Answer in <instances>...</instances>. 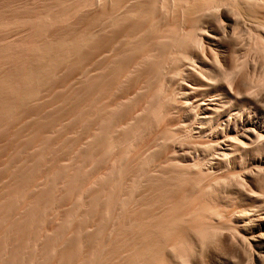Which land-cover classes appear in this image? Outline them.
I'll return each instance as SVG.
<instances>
[{"label":"rangeland","instance_id":"374dc122","mask_svg":"<svg viewBox=\"0 0 264 264\" xmlns=\"http://www.w3.org/2000/svg\"><path fill=\"white\" fill-rule=\"evenodd\" d=\"M99 1L0 0V264H254L227 230L238 212H255L242 191L244 170L221 157L192 106L226 86L230 115L264 111L255 28L264 24V0H222L232 25H210L216 40L199 56L189 50L197 33L182 42L176 32L189 20L197 25L199 13L189 10L202 0H190L189 10L183 0ZM150 5L164 35L148 29ZM200 58L207 66L198 67ZM185 82L198 88L184 100L189 112ZM250 150L264 154L263 142ZM250 167L264 189V172ZM228 189L237 193L233 207L216 197ZM211 192L220 207L207 219L188 200ZM166 213L176 225L162 222Z\"/></svg>","mask_w":264,"mask_h":264},{"label":"bare ground","instance_id":"6f19581e","mask_svg":"<svg viewBox=\"0 0 264 264\" xmlns=\"http://www.w3.org/2000/svg\"><path fill=\"white\" fill-rule=\"evenodd\" d=\"M99 1V0H98ZM104 1H106V0H104ZM108 1V0H107ZM155 1V0H154ZM182 1V0H181ZM189 1L190 0H183V10H186V9H188V7H189V9H190V3H189ZM224 1V0H223ZM100 2V1H99ZM110 2V1H109ZM156 2V1H155ZM155 2H154V4H155ZM190 2H193L192 0L190 1ZM111 3V2H110ZM157 3H158V1H157ZM197 3V2H196ZM199 3L200 4H196V6L194 5V7L192 6L191 7V10H189V11H185V13L186 12H189V14H191V12H193L194 14H192V16H196V14L197 13H199L198 15H200V18H198L197 16V18L199 19V21L196 19V17L194 16V18L196 19L195 21H197V25H195L194 23H193V21H191L192 23H193V25H192V23H190V20H189V23H187V24H185V22L183 23V25L185 24V26L183 27V28H180L179 29V31L177 30V32H178V34H177V32H176V35L178 36V38L179 39H182V42L183 41H185V39H187V37H188V34H191V33H193L194 34V32L195 33H197V34H194L193 35V37L195 38V40L197 39V41H199V43H197L196 42V44L195 45H199V46H197L196 48H193L195 45H191V47H192V49H189L188 47V49L190 50V51H192L193 52V55H196V56H199V55H202V52H203V50L205 49V46L203 45V44H209V42L210 41H214L215 42V40H216V37L215 36H213V35H211V34H209V32H208V29H209V27H210V25H212L213 23H220V22H222V26H221V28H223V29H228V28H230V26L232 25V23L231 22H233L232 20H231V18L229 17V15L228 14H230L228 11V9H230V7L227 9L226 7L228 6H226V7H223V3H222V0L220 1V0H202V1H199ZM101 4V3H100ZM105 4V3H104ZM108 4V3H107ZM154 4H153V7L155 8V6H156V8H158V5H155L154 6ZM189 5V6H188ZM103 6V5H102ZM109 6V5H108ZM152 5H150L149 6V8L151 7ZM160 6V5H159ZM188 6V7H187ZM107 7V6H106ZM166 6H164V8H165ZM181 7H182V5H181ZM180 7V8H181ZM105 8V7H104ZM154 8H150L149 9V11H150V13H149V11H148V9H147V11H148V13L149 14H151V18L150 17H148V21L147 22H149L150 24H148V26H150L151 28H149L148 27V29H152L153 31H155V33L156 32H160V33H162L161 31H163L164 29L163 28H165V26L163 25V23L164 22H160V23H157V25L158 24H160V25H162V27L160 28L159 27V25L157 26L155 23H154V21L155 22H157L156 21V18H158V20L160 21V19H159V16L160 17H162L161 16V14L160 13H157L158 11L156 10V9H154ZM167 8V7H166ZM255 8V7H254ZM162 9H163V7H162ZM168 9V8H167ZM108 10V9H107ZM106 10V11H107ZM159 10V9H158ZM232 10V9H231ZM166 11V10H165ZM181 11H182V9H181ZM102 12V11H101ZM183 12V11H182ZM105 14H106V12H105ZM158 14H160V15H158ZM188 14V15H189ZM260 14V13H259ZM258 14V15H259ZM262 14V13H261ZM133 15V14H132ZM158 17H157V16ZM149 16V15H148ZM184 17H185V15H184ZM149 18L151 19V21H149ZM189 18H191V17H189ZM193 18V17H192ZM191 18V19H192ZM193 18V19H194ZM201 20V21H200ZM184 21V20H183ZM154 23V24H153ZM162 23V24H161ZM167 23V22H166ZM178 23V22H177ZM180 23V22H179ZM260 23V22H259ZM168 24V23H167ZM167 24H166V26H167ZM231 24V25H230ZM255 24V23H254ZM258 24V23H257ZM255 25V26H258V27H255V28H260V30H259V37H260V42H261V45L264 47V24L263 23H260L259 25ZM177 25V24H176ZM175 25V26H176ZM130 26V25H129ZM172 26V25H171ZM180 26H181V24H180ZM168 27V26H167ZM178 27V26H177ZM174 29H175V27H174ZM192 29V30H191ZM197 31H195V30ZM150 31V30H149ZM148 31V32H149ZM153 31H151V33L153 34ZM192 31V32H191ZM194 31V32H193ZM164 32V31H163ZM130 33V32H129ZM157 35H159V33H157ZM157 35H154L153 36V38H155V36L156 37H158ZM161 35H164L163 33L162 34H160V36ZM129 36H130V34H129ZM176 36V37H177ZM190 36H191V39L193 40L194 38L192 37V35H189V38H190ZM176 37H175V40H177L176 42H178V45H179V43H181L180 42V40H178V39H176ZM152 38V39H153ZM150 40L149 39V41H148V43H150V41H153V40ZM159 39V38H158ZM190 39V40H191ZM189 41V40H188ZM144 42V41H143ZM142 42V43H143ZM190 42V41H189ZM188 42V43H189ZM193 42H194V40H193ZM185 43V42H184ZM182 45H183V43H182ZM181 45V46H182ZM185 45V44H184ZM201 45H203V46H201ZM143 46V45H142ZM188 46H190V45H188ZM182 47H185V46H182ZM186 48V52L187 53H189V51H187L188 49ZM147 49V48H146ZM146 49H145V51H146ZM180 49H181V47H180ZM181 50H183V49H181ZM115 53V52H114ZM72 54V53H71ZM191 54V53H190ZM141 56V55H140ZM135 64V63H134ZM199 65L200 66H202V67H205V66H207V63H206V61L203 59V58H200L199 59V62H198V67H199ZM180 66H181V64H180ZM184 67V66H183ZM185 67H186V65H185ZM186 69V70H185ZM184 70H185V72H186V74H188L190 77H191V79L193 78V77H195L196 76V73L193 71V70H191L190 68H185ZM202 69V68H201ZM178 75V74H177ZM200 78V77H199ZM203 80V82H205V83H208L205 79H201L200 81H202ZM188 81V80H187ZM191 81V80H190ZM190 81H189V83H190ZM193 82V81H192ZM192 82H191V84H187L186 82L185 83H183L182 84V87H181V89L183 90V92L181 93L182 94V99H183V101L184 100H188V94H191V93H193V91H195L196 89H198L197 87H196V89L193 87V85H192ZM199 83V82H198ZM200 84V83H199ZM199 84H196L197 86L199 85ZM203 84V83H202ZM195 85V84H194ZM202 86V85H201ZM219 91H220V94H216V95H214V96H212V97H206V95H204V94H202V98H200L199 97V103H197V104H195V105H193L192 106V104L190 103L189 104V102L187 103V102H183L182 101V105H184V107L182 106V108H185V110L186 111H188L189 112V110H191V108H190V106L189 105H191L193 108H195V109H197L196 110V112L195 113H193L192 115H193V119H194V121L195 122H197L196 124L199 126H202V125H205V126H207V130H208V135H209V137L211 138V139H213V141L214 142H216L215 144H217V146H214V148L215 147H217V149L219 150L218 152H220V155H221V157H223V158H228L229 160H231V162H232V166L233 167H236L238 170H246V168H247V166H249L250 167V165L251 166H253V167H256V171H262V172H264V154H257V153H255V151L253 152V150H250V148H251V146H253V144L256 142V141H262L263 142V144H264V111L263 110H261L260 108H258V107H253V111H244V110H240V112L237 114V115H230V110H231V108H230V105H229V102H228V100H230V98L233 96V92H232V90L229 88V87H226V86H222V89H219ZM180 94V95H181ZM196 97V96H195ZM204 97H206V98H204ZM197 99V98H196ZM196 99H194L193 98V101H195ZM178 101H180V100H178ZM192 101V100H191ZM192 101V102H193ZM179 103V102H178ZM195 103V102H194ZM225 104H227V105H225ZM180 106H181V104H180ZM193 121V122H194ZM207 121V122H206ZM194 122V123H195ZM195 125V124H194ZM212 141V140H211ZM214 144V145H215ZM215 151H217V150H215ZM252 152H253V154H252ZM217 153V152H216ZM218 154V153H217ZM178 159V158H177ZM215 160H216V163H220L222 160L221 159H219V158H214ZM242 159H244V161H242ZM209 161H211V159L209 160ZM176 164H178V162L176 163ZM196 163L195 162H193L192 164H190V166L189 167H191V170L192 169H194L195 170V168H196V170L199 168V166H198V168L196 167L197 165H195ZM251 168V167H250ZM249 168V169H250ZM248 169V168H247ZM248 169V170H249ZM253 169V168H252ZM198 170H200V168L198 169ZM251 170V169H250ZM250 170L249 171H246V172H244L243 171V175H244V177L243 178H245L244 179V181H245V186H246V191H244L243 189H242V191H243V194H244V197L247 199V201L249 202V204H248V210H250V211H255V212H253L252 214H248V217H246V218H244V214L243 213H240V212H238V214L234 217V216H232V218L231 219H228L227 220V230L228 231H230L231 233H235L234 235H235V237L237 238V240H238V242L241 244V245H243V246H247L246 247V251H250V252H248V253H246V254H250V259H252V261L254 262V264H264V189H262L261 187H260V185H259V183H258V181H257V178L254 176V174L253 173H251L250 172ZM195 173V172H194ZM178 174V173H177ZM192 174H193V172H192ZM187 179H185L184 181H186ZM190 180V179H189ZM193 180H195V179H193ZM192 180V181H193ZM188 181V180H187ZM181 182V181H180ZM178 183V182H177ZM194 183V182H193ZM192 183V184H193ZM162 185H163V182L161 183ZM170 184V183H169ZM187 184V183H186ZM190 184V183H189ZM191 184V185H192ZM195 184V183H194ZM160 185V184H159ZM161 185V186H162ZM174 185V184H173ZM199 185V184H198ZM176 186V185H175ZM194 186H197V185H194ZM178 187H179V185H178ZM178 187H176V188H178ZM184 187V186H183ZM182 187V188H183ZM210 187V186H209ZM208 187V188H209ZM165 188V187H164ZM162 189V188H161ZM172 189V188H171ZM175 189V188H174ZM178 189H180V188H178ZM190 189H192V186H191V188ZM194 189V188H193ZM215 189V188H214ZM213 189V190H214ZM169 189H167V191H168ZM176 190V189H175ZM186 190V189H185ZM209 190H210V188H209ZM166 191V192H167ZM174 191V190H173ZM184 191V190H183ZM187 191H189V190H187ZM239 191V190H238ZM163 192V191H162ZM165 192V193H166ZM181 192V191H180ZM195 192V191H194ZM219 192V191H218ZM168 193V192H167ZM167 193L165 194V195H167ZM170 193H172V191L170 192ZM183 193V192H182ZM198 191L196 192V195H197V197H198ZM212 193V197L209 199V197L208 198H203L202 200H199V202H198V200L197 199H199V198H202V196L200 195V193H199V195H200V197L199 198H197L196 197V195H191L190 196V200H188V202L189 201H191V203H193L194 201H197V202H195L196 204L197 203H199V204H197V205H199L202 209H204L205 210V212L206 211H208V213L210 214V213H212V210L214 211H217V208L218 207H220L219 206V203L216 201L217 199H225V201L227 202V205L228 206H231V207H233L234 206V204H235V198L234 197H236L235 195L237 194L236 192H234V191H232L231 189H228V190H226V191H223L222 192V194H221V192L220 193H216V192H214L215 194H217L216 195V197H217V199H213L214 197H213V192H211ZM185 194V193H184ZM187 194V193H186ZM190 194V193H189ZM188 194V195H189ZM164 195V194H163ZM182 195V194H181ZM205 195V194H204ZM209 195H210V193H209ZM195 196V197H194ZM170 197V196H169ZM204 197V196H203ZM168 198V197H167ZM189 198V197H188ZM197 198V199H196ZM170 199V198H169ZM172 199V198H171ZM178 198H176V200H177ZM168 200V199H167ZM179 200V199H178ZM187 200V199H186ZM173 201V200H172ZM170 202V201H169ZM180 203H183V201L181 202L180 201ZM167 204H168V202H167ZM172 204H173V202H172ZM179 204V203H178ZM189 204H190V202H189ZM188 203H187V205H189ZM195 204V205H196ZM191 205V204H190ZM195 205H193L192 204V206H194L195 207ZM174 206V205H173ZM178 206V205H177ZM181 206V205H180ZM184 206V205H183ZM186 206V205H185ZM166 207V206H165ZM164 207V208H165ZM172 207V206H171ZM179 207V206H178ZM215 207H217L216 209H214ZM158 208V207H157ZM167 208V207H166ZM173 208V207H172ZM176 208V207H175ZM191 208V207H190ZM196 208H199V207H197L196 206ZM201 208H199L198 210H200ZM159 209V208H158ZM162 209V208H161ZM177 209V208H176ZM184 209V208H183ZM182 209V210H183ZM189 209V208H188ZM220 209V208H219ZM218 209V210H219ZM180 210V209H179ZM193 210V209H192ZM160 211V210H159ZM168 211V210H167ZM177 211V210H176ZM191 211V210H190ZM189 211V212H190ZM166 212V211H165ZM171 212V211H170ZM185 212V211H184ZM195 212V211H194ZM135 213H137L136 211H135ZM141 213V212H140ZM161 213H164L163 212V210H162V212ZM173 213H175V209H174V212ZM178 213H180V212H178ZM199 213V212H198ZM142 214V213H141ZM171 213H169V215H170ZM177 214V213H176ZM188 214V213H187ZM193 214V213H192ZM195 215H196V213H194ZM206 214H207V212H206ZM206 214H201V215H203V216H207ZM129 215V214H128ZM135 215V214H134ZM154 215V214H153ZM158 215V214H157ZM160 215V214H159ZM178 215H180V214H177V216ZM182 215V214H181ZM210 215H212V214H210ZM210 215H208L207 217V219H210V217H211V219H212V216H210ZM132 216V215H131ZM142 216V215H141ZM164 216V217H163ZM165 216H167V213H166V215H164V214H162L161 215V217H163L164 219L166 218ZM175 216V215H174ZM187 216H189V214L187 215ZM202 216V217H203ZM210 216V217H209ZM155 217H156V215H155ZM158 217V216H157ZM161 217H159V218H161ZM180 217H182V216H180ZM185 217V216H184ZM183 217V218H184ZM190 217H191V215H190ZM134 218V217H133ZM145 218V217H144ZM153 218V217H152ZM159 218H156L155 220H157V219H159ZM170 218V217H169ZM169 218H167V219H169ZM172 218V217H171ZM178 218V217H177ZM177 218H175L177 221H178V219ZM188 218V217H187ZM154 219V218H153ZM182 219V218H181ZM185 219V218H184ZM196 219V218H195ZM204 219V218H203ZM142 220V219H141ZM146 220V219H145ZM150 220H151V218H150ZM169 220H171V219H169ZM175 220V221H176ZM192 220H194V219H192ZM121 221V220H120ZM146 221H148V220H146ZM154 221V220H153ZM166 222V219L165 220H162V222ZM173 221V222H172ZM172 221H167L166 223L167 224H169V223H173V224H175L174 223V220H172ZM182 221V220H181ZM189 221V220H188ZM200 221V220H199ZM212 220H210V222H211ZM131 222V221H130ZM134 222V221H133ZM140 222V221H139ZM179 222V221H178ZM186 222V221H185ZM197 222V221H196ZM144 223H145V221H144ZM148 223V222H147ZM151 223H153L152 221H151ZM157 223V222H156ZM160 223V222H159ZM159 223H157L158 224V226L160 227V224ZM166 223H161L162 225L163 224H165V225H167ZM180 223V222H179ZM178 223V224H179ZM184 223V222H183ZM123 224V223H122ZM138 224V223H137ZM136 224V225H137ZM143 224V223H142ZM146 224V223H145ZM157 224H156V226H157ZM171 224H169V225H171ZM195 224V223H194ZM210 224V223H209ZM136 225H134L135 227H136ZM139 225V224H138ZM148 225V224H147ZM150 225H152V224H150ZM162 225H161V227L160 228H162ZM176 225V224H175ZM179 225H181V224H179ZM202 225H203V222H202ZM141 226H143V225H141ZM145 226V225H144ZM149 226V225H148ZM173 226V225H172ZM178 226V225H177ZM196 226H197V224H196ZM199 226H201V224L199 225ZM204 226V225H203ZM202 226V227H203ZM208 226V225H207ZM210 226H212V225H210ZM134 227V228H135ZM164 227V226H163ZM169 226L167 225V228H168ZM171 227V226H170ZM209 227V226H208ZM165 228V227H164ZM164 228H162V229H164ZM195 228V227H194ZM205 228V227H204ZM211 227H209V229H210ZM128 229V228H127ZM142 229V228H141ZM146 229V228H145ZM147 229H149V228H147ZM156 229V228H155ZM161 229V230H162ZM166 229V228H165ZM171 229V228H170ZM176 229V228H175ZM177 229H179V228H177ZM207 229V228H206ZM208 229V230H209ZM167 230V229H166ZM174 230V229H173ZM187 230V229H186ZM193 230V229H192ZM137 231H138V229H137ZM145 231H148V230H145ZM157 231H159V230H157ZM174 231H176V230H174ZM173 231V232H174ZM197 231V230H196ZM212 231V230H211ZM135 232V231H134ZM162 232V231H161ZM203 232V231H202ZM207 232V231H206ZM138 233V232H137ZM164 233H165V231H164ZM181 233H182V231H181ZM148 234V233H147ZM157 234V233H156ZM176 234V233H175ZM189 234V233H188ZM160 235H161V233H160ZM166 235V234H165ZM169 235V234H168ZM171 235H172V233H171ZM177 235H178V233H177ZM139 236V235H138ZM148 236V235H147ZM146 236V237H147ZM175 236V235H174ZM155 237H157V236H155ZM162 237V236H161ZM166 237V236H165ZM177 237V236H176ZM233 237V236H232ZM144 238V237H143ZM169 238V237H168ZM171 238V237H170ZM179 238V237H178ZM186 238V237H185ZM139 239V238H138ZM155 239V238H154ZM177 239V238H176ZM150 240V239H149ZM181 240V239H180ZM157 241V240H156ZM174 241V240H173ZM177 241V240H176ZM154 242V241H153ZM181 242V241H180ZM134 243H136V242H134ZM168 243V242H167ZM176 243V242H175ZM174 243V244H175ZM140 244V243H139ZM148 244V243H147ZM153 244V243H152ZM155 244V243H154ZM158 244H160V243H158ZM174 244H172V245H174ZM177 244V243H176ZM179 244V243H178ZM237 244V243H236ZM150 245V244H149ZM170 245V244H169ZM238 245V244H237ZM133 246H135V245H133ZM147 246V245H146ZM152 246V245H151ZM166 246V245H165ZM162 247V246H161ZM164 247V246H163ZM242 247V246H241ZM132 248V247H131ZM142 248H145V247H143L142 246ZM150 248V247H149ZM153 248V247H152ZM157 248V247H156ZM165 248V247H164ZM248 248H250V250H248ZM137 249V248H136ZM141 249V248H140ZM151 249V248H150ZM143 250V249H142ZM160 250H161V248H160ZM237 250V249H236ZM164 252V251H163ZM242 252H245V251H242ZM136 253V252H135ZM141 254H142V252H140ZM242 254H244L245 255V253H242ZM163 256V255H162ZM243 256V255H242ZM135 257V256H134ZM244 258V257H243ZM241 259H242V257H241ZM147 259H145V261H146ZM155 260V259H154ZM251 261V260H250ZM252 262V263H253ZM167 264V263H166Z\"/></svg>","mask_w":264,"mask_h":264}]
</instances>
